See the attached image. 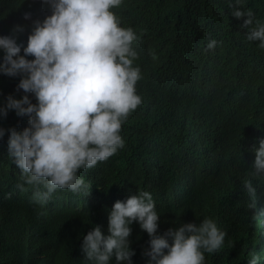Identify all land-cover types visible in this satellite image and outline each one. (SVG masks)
Wrapping results in <instances>:
<instances>
[{"label":"trees","instance_id":"16d2710c","mask_svg":"<svg viewBox=\"0 0 264 264\" xmlns=\"http://www.w3.org/2000/svg\"><path fill=\"white\" fill-rule=\"evenodd\" d=\"M122 1L116 12L123 27L140 36L133 64L141 70L136 88L143 98L122 124L124 146L79 171L89 194L57 189L41 205L32 200V186L16 187L24 182L8 155L6 131L0 139V264H92L81 250L83 235L96 225L107 235L115 201L138 190L155 201L157 235L205 217L217 221L226 236L220 249L205 253V264H248L253 252L264 264V175L251 174L252 141L264 131V49L246 39L247 17L231 15L234 0ZM46 6L48 0H0V35L15 34L26 46ZM235 7L250 8L254 20L264 21V0ZM17 24L23 32L13 33ZM211 39L217 44L209 50ZM20 78L0 74V104L25 94L17 90ZM0 127L23 131L28 118L9 110ZM248 179L257 188L255 207H249ZM131 228L132 262L146 264L150 237L136 222Z\"/></svg>","mask_w":264,"mask_h":264},{"label":"clouds","instance_id":"9594fccd","mask_svg":"<svg viewBox=\"0 0 264 264\" xmlns=\"http://www.w3.org/2000/svg\"><path fill=\"white\" fill-rule=\"evenodd\" d=\"M242 2L229 4L231 15L247 17L246 39L264 49V21L254 20L250 8L235 7ZM48 3L42 21H33L26 46L17 42L15 34L0 35V74L20 75L17 90L25 93L19 99L8 95L0 104V117L15 110L17 116H27L29 124L23 131L0 127V139L6 131L10 133L8 155L21 169L24 182L16 187L25 191V185L32 186V200L41 205L57 189L89 194L91 186L79 171L95 167L124 146L122 124L143 103L136 88L141 70L133 64L138 55L133 42L140 36L132 27H123L125 21L116 12L123 8V1ZM30 18V12L24 13V19ZM23 30L19 24L13 27V33ZM216 44L211 39L206 49ZM27 93L35 97V103ZM252 144L251 174L259 177L264 175V131L256 133ZM244 187L252 201L249 207H255L257 188L251 179ZM159 216L147 190L115 201L108 215V234L103 235L96 225L83 235L81 250L86 260L110 264L114 258L116 264H133L129 239L133 222L150 237L142 253L148 257L146 264H205V253L216 252L224 243L226 232L213 218L205 217L199 224L181 223L157 235ZM260 261L261 256L253 252L248 264Z\"/></svg>","mask_w":264,"mask_h":264},{"label":"bare ground","instance_id":"6f19581e","mask_svg":"<svg viewBox=\"0 0 264 264\" xmlns=\"http://www.w3.org/2000/svg\"><path fill=\"white\" fill-rule=\"evenodd\" d=\"M178 142V141H177Z\"/></svg>","mask_w":264,"mask_h":264}]
</instances>
